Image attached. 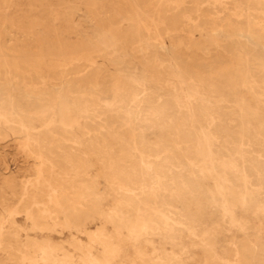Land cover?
Wrapping results in <instances>:
<instances>
[{
	"label": "rangeland",
	"instance_id": "1",
	"mask_svg": "<svg viewBox=\"0 0 264 264\" xmlns=\"http://www.w3.org/2000/svg\"><path fill=\"white\" fill-rule=\"evenodd\" d=\"M129 1L0 0V264H264V0Z\"/></svg>",
	"mask_w": 264,
	"mask_h": 264
},
{
	"label": "bare ground",
	"instance_id": "2",
	"mask_svg": "<svg viewBox=\"0 0 264 264\" xmlns=\"http://www.w3.org/2000/svg\"><path fill=\"white\" fill-rule=\"evenodd\" d=\"M118 1H120V0H118ZM129 1V0H128ZM222 1V0H221ZM249 1V0H248ZM255 1V0H254ZM130 2V1H129ZM194 2H195V0H194ZM122 4H123V2H121ZM249 3H250V1H249ZM126 4V3H125ZM127 4H129V3H127ZM160 3H158V5H159ZM173 4V3H172ZM191 4H193V3H191ZM214 4V3H213ZM251 4V3H250ZM185 5V4H184ZM196 5V4H195ZM199 5V4H198ZM202 5V4H201ZM114 6V5H113ZM124 6V5H123ZM211 6H213L212 4H211ZM225 6V5H224ZM259 5H257V7H258ZM125 8H127L128 6L126 5V6H124ZM129 7H131V3H130V6ZM210 7V6H209ZM116 8V7H115ZM133 8V7H132ZM131 8V9H132ZM215 9V8H214ZM117 10V9H116ZM127 10V9H126ZM118 11H119V9H118ZM175 11V10H174ZM198 11V10H197ZM200 11V10H199ZM214 11H216V9L214 10ZM121 12V11H120ZM203 12V11H202ZM112 13V12H111ZM200 13V12H199ZM121 14V13H120ZM123 14V13H122ZM155 15V14H154ZM200 15V14H199ZM206 15V14H205ZM203 16V15H202ZM208 16V15H207ZM211 16V15H210ZM115 17V16H114ZM117 17V16H116ZM185 17V16H184ZM199 17V16H198ZM214 17V16H213ZM239 17V16H238ZM203 18H205V17H203ZM188 19V18H187ZM209 19V18H208ZM105 21V20H104ZM127 21V20H126ZM125 21V22H126ZM129 21H130V19H129ZM133 21V20H132ZM150 21V23H151V20H149ZM124 22V21H123ZM189 22V21H188ZM196 22V21H195ZM137 23V22H136ZM135 25H137V24H135ZM135 25H131V27L132 26H135ZM139 25V24H138ZM187 25H189V24H187ZM120 26V25H119ZM190 26V25H189ZM130 27V26H129ZM136 27V26H135ZM139 27V26H138ZM137 27V28H138ZM145 27V26H144ZM184 27V26H183ZM125 28V27H124ZM140 28V27H139ZM168 28V27H167ZM134 30V29H133ZM139 31V30H138ZM171 32V31H170ZM176 32V31H175ZM127 33V32H126ZM125 33V34H126ZM138 33V32H137ZM132 34V33H131ZM90 35V34H89ZM129 35V34H128ZM139 36V35H138ZM145 36V35H144ZM131 37V36H130ZM149 37V36H148ZM158 37V36H157ZM157 37H156V40H157ZM146 38V37H145ZM159 38V37H158ZM153 39V38H152ZM155 40V41H156ZM139 43V42H138ZM141 43V42H140ZM129 45V44H128ZM130 45H131V43H130ZM3 54V53H2ZM111 59V58H110ZM220 66V65H219ZM162 69V68H161ZM110 71V70H109ZM234 71V70H233ZM81 74V73H80ZM214 74V73H213ZM216 75V74H215ZM58 77V76H57ZM153 77V76H152ZM231 77H233V76H231ZM16 79V78H15ZM14 79V80H15ZM114 80V79H113ZM213 82V81H212ZM34 83V82H33ZM33 83H31V85L33 84ZM93 83V82H92ZM115 83V82H114ZM26 84V83H25ZM90 84V83H89ZM35 85V84H34ZM116 86V85H115ZM27 87H29V86H27ZM26 87V88H27ZM143 88V87H142ZM28 89V88H27ZM29 89H30V87H29ZM202 92V91H201ZM143 93H144V91H143ZM115 94V93H114ZM143 98H144V96H143ZM107 100V99H106ZM2 101V100H1ZM80 102V101H79ZM142 102V101H141ZM141 102H140V104H141ZM204 102V101H203ZM105 103V102H104ZM108 103V102H107ZM158 103H159V101H158ZM85 104V103H84ZM127 104V103H126ZM145 106V105H144ZM151 106H153V105H151ZM159 106H161V105H159ZM87 109H88V107H87ZM151 109V108H150ZM204 109V108H203ZM20 110H22V109H20ZM25 110V109H24ZM29 111V110H28ZM36 111V110H35ZM33 112V111H32ZM39 112V111H38ZM197 112V111H196ZM204 112V111H203ZM27 113V112H26ZM5 114V113H4ZM28 114V113H27ZM141 114V113H140ZM155 114V113H154ZM156 114H158V113H156ZM2 115V114H1ZM18 115V114H17ZM17 115H16V117H17ZM145 115V114H144ZM208 115V114H207ZM210 115V114H209ZM20 117L22 116V115H19ZM146 116V115H145ZM1 117V116H0ZM23 117H25V116H22V119H23ZM204 117H206V116H204ZM203 117V118H204ZM211 117V116H210ZM2 118V117H1ZM3 119H4V117H3ZM19 119H21V118H19ZM50 119V118H49ZM10 120V119H9ZM16 120V122H17V125H18V121H17V119H15ZM203 120V119H202ZM5 121V120H4ZM3 121V122H4ZM8 121V120H7ZM20 121V120H19ZM25 121H27V120H25ZM40 121V120H39ZM212 121V120H211ZM6 122V121H5ZM29 122V121H28ZM214 122V121H213ZM8 123H10V122H8ZM13 124L15 123V122H12ZM31 123H32V121H31ZM30 123V124H31ZM34 123V122H33ZM20 125L21 126H25V123L23 122V120H21L20 121ZM192 125V124H191ZM211 125V124H210ZM31 126V125H30ZM15 127V126H14ZM17 127V126H16ZM12 128H13V126H12ZM18 128V127H17ZM19 128H21L20 126H19ZM27 129H28V127H27ZM32 129V128H31ZM21 130H22V128H21ZM24 130V129H23ZM12 132V131H11ZM19 132V131H18ZM19 133H22V132H19ZM27 133V132H26ZM30 133V132H29ZM34 133V132H33ZM38 133V132H37ZM41 133V132H40ZM3 135V134H2ZM29 135V134H28ZM33 135V134H32ZM82 135V134H81ZM29 137V136H28ZM31 137V136H30ZM42 137H44V136H42ZM26 138V137H25ZM34 137H31V139L30 140H32ZM36 139V138H35ZM68 139V138H67ZM86 140H87V138H85ZM29 140V139H28ZM29 140V141H30ZM47 140V139H46ZM45 140V141H46ZM82 140V139H81ZM41 141V140H40ZM44 141V140H43ZM44 141V142H45ZM55 142V141H54ZM40 143V142H39ZM135 143V142H134ZM28 144V143H27ZM56 144V143H55ZM69 144V143H68ZM74 144V143H73ZM40 145V144H39ZM72 145V144H71ZM96 145H98V144H96ZM27 146H30V145H27ZM40 146H42V144L40 145ZM48 146V145H47ZM33 147H35V146H33ZM29 148V150L30 151H33L34 153H35V151L33 150L34 148ZM50 147V146H49ZM56 148H59V147H57V146H55ZM52 148V147H51ZM56 148H54V150H56ZM138 148V147H137ZM39 149V146H38V148H37V150ZM137 150V149H136ZM44 151V150H43ZM80 152V151H79ZM32 153V152H31ZM55 153V152H54ZM54 153H52V154H50V155H53ZM64 153V152H63ZM33 154V153H32ZM36 154H39V157L41 158V163L42 164H44L45 163V161H46V159H45V157H44V152H40V151H37L36 152ZM61 154V153H60ZM243 154V153H242ZM241 154V155H242ZM89 155V154H88ZM32 156V155H31ZM35 156V155H34ZM68 156V155H67ZM38 157V158H39ZM47 157H49V156H47ZM46 157V158H47ZM64 157V156H63ZM73 157V156H72ZM116 157V156H115ZM37 158V157H36ZM48 159V158H47ZM70 159V158H69ZM49 160V159H48ZM54 161L56 160V158L55 159H53ZM57 160H60V158H57ZM71 160H75V159H71ZM50 161V160H49ZM54 161H52V162H54ZM52 162H50V163H52ZM75 162V161H74ZM188 162V161H187ZM58 163V162H57ZM53 164H55V163H53ZM53 164H51L52 166H53ZM93 164V163H92ZM51 165H47V167L48 166H51ZM244 165V164H243ZM150 166V165H149ZM253 166V165H252ZM43 167H45V168H47L45 165L43 166ZM43 167L41 168H39V170L40 169H42L43 170ZM191 167V166H190ZM131 168V167H130ZM254 168V167H253ZM69 171V170H68ZM38 172V171H37ZM50 172V171H49ZM108 173V172H107ZM261 173V172H260ZM41 174V173H40ZM44 174V173H43ZM47 174V173H46ZM42 175V174H41ZM61 175V174H60ZM43 177V176H42ZM72 177V176H71ZM258 177V176H257ZM45 179H46V177H44ZM52 178V177H51ZM60 178V177H59ZM59 178H57V179H59ZM62 178V177H61ZM114 178V177H113ZM149 178V177H148ZM41 180V179H40ZM81 180H83V179H81ZM110 180V179H109ZM113 180V179H112ZM115 180V179H114ZM151 180V179H150ZM59 181V180H58ZM77 181V180H76ZM79 181V180H78ZM90 181V180H89ZM111 181V180H110ZM57 182V181H56ZM62 182V181H61ZM120 182V181H119ZM39 183H40V181H39ZM143 183V182H142ZM55 184V183H54ZM64 184V183H63ZM120 184H122V182L120 183ZM40 185V184H39ZM51 185V184H50ZM61 185V184H60ZM123 185V184H122ZM262 185V184H261ZM128 186V185H127ZM91 187H93V186H91ZM120 187H122V186H120ZM27 188V187H26ZM60 188V187H59ZM76 188V187H75ZM128 188H130V187H128ZM132 188V187H131ZM90 189V188H89ZM138 189H139V187H138ZM147 189V188H146ZM52 190H53V188H52ZM87 191V190H86ZM123 191V190H122ZM125 191H127V190H125ZM130 191V190H129ZM133 191V190H132ZM51 192V191H50ZM76 192V191H75ZM78 192V191H77ZM80 192V191H79ZM86 193V192H85ZM133 193V192H132ZM142 193V192H141ZM143 193H146V192H143ZM149 193V192H148ZM156 193V192H155ZM28 194V193H27ZM53 194V193H52ZM79 194V193H78ZM150 194V193H149ZM151 195V194H150ZM158 195V194H157ZM88 197V196H87ZM77 199V198H76ZM90 199V198H89ZM239 199V198H238ZM137 200V199H136ZM141 201V200H140ZM145 202V201H144ZM236 204V203H235ZM264 204V203H263ZM143 205H145V204H143ZM138 213V212H137ZM166 214V213H165ZM138 215V214H137ZM172 218V217H171ZM167 219V218H166ZM172 221V220H171ZM166 223V222H165ZM242 228V227H241ZM157 230V229H156ZM166 232V231H165ZM152 233V232H151ZM140 234V233H139ZM161 234V233H160ZM168 234V233H167ZM142 236V235H141ZM153 236V235H152ZM176 237V236H175ZM106 238V237H105ZM109 239V238H108ZM244 239V238H243ZM102 240V239H101ZM231 240H233L232 238H231ZM247 241V240H246ZM250 243V242H249ZM111 244V243H110ZM251 244V243H250ZM254 245V244H253ZM54 246V245H53ZM60 247V246H59ZM255 248V247H254ZM147 249V248H146ZM56 251V250H55ZM185 251V250H184ZM192 251V250H191ZM205 252H207V251H205ZM233 253V252H232ZM244 253V252H243ZM107 254V253H106ZM143 254V253H142ZM231 254V253H230ZM236 254V253H235ZM245 254V253H244ZM248 254V253H247ZM250 254V253H249ZM43 256V255H42ZM198 256V255H197ZM196 255H195V257H197ZM201 256V255H200ZM27 257V256H26ZM106 258V257H105ZM170 258V257H169ZM230 258V257H229ZM33 259V258H32ZM158 259V258H157ZM233 259V258H232ZM230 260V259H229ZM194 261V260H193ZM192 262V261H191ZM192 264V263H191ZM194 264H196V263H194ZM247 264V263H246Z\"/></svg>",
	"mask_w": 264,
	"mask_h": 264
}]
</instances>
